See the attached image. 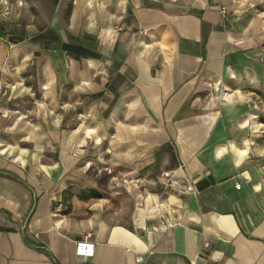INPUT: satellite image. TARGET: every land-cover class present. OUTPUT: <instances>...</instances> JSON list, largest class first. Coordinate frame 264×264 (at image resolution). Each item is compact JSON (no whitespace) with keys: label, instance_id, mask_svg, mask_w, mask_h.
I'll return each instance as SVG.
<instances>
[{"label":"crops","instance_id":"0c3cea01","mask_svg":"<svg viewBox=\"0 0 264 264\" xmlns=\"http://www.w3.org/2000/svg\"><path fill=\"white\" fill-rule=\"evenodd\" d=\"M20 5L0 264H264V0Z\"/></svg>","mask_w":264,"mask_h":264},{"label":"rangeland","instance_id":"374dc122","mask_svg":"<svg viewBox=\"0 0 264 264\" xmlns=\"http://www.w3.org/2000/svg\"><path fill=\"white\" fill-rule=\"evenodd\" d=\"M22 4V0H18L17 3L14 1L10 2L8 0H1L0 5V30L4 34H12L19 31L22 28V25H19V17H20V3ZM17 6V7H16ZM15 25V26H13ZM18 25V26H16ZM24 26V24H23ZM20 32V31H19ZM21 35L26 36L25 34L21 33ZM20 37V36H19ZM16 37L17 39H20ZM15 39L14 41H17ZM256 117L255 119L261 123V137L259 146H261V156L264 158V95L260 96V107L255 110ZM264 162V161H263ZM264 167V163H263ZM264 176V175H263Z\"/></svg>","mask_w":264,"mask_h":264},{"label":"built area","instance_id":"2783aa9c","mask_svg":"<svg viewBox=\"0 0 264 264\" xmlns=\"http://www.w3.org/2000/svg\"><path fill=\"white\" fill-rule=\"evenodd\" d=\"M84 1H85L86 5H92L93 3L98 2L99 0H84ZM75 2H76V0H73V3H75ZM19 3L21 4V2H19ZM220 14L223 17L227 16V10L225 7L220 8ZM118 29H120V27H118ZM261 59H262V62L264 63V44L261 47ZM28 90H30V89H28ZM236 187L240 188V185H237ZM186 188L188 190L192 189V187L189 183L186 184ZM90 236H91L90 233H87L86 235H84L83 240L81 241V244L85 245V247L87 246L89 249H92L93 245L88 240L90 238ZM140 259H141L140 257H137L138 262L140 261Z\"/></svg>","mask_w":264,"mask_h":264},{"label":"trees","instance_id":"16d2710c","mask_svg":"<svg viewBox=\"0 0 264 264\" xmlns=\"http://www.w3.org/2000/svg\"><path fill=\"white\" fill-rule=\"evenodd\" d=\"M64 47V49H66V50H70L71 51V46H69V45H64L63 46ZM96 194V193H95ZM96 196H99V194H96Z\"/></svg>","mask_w":264,"mask_h":264},{"label":"bare ground","instance_id":"6f19581e","mask_svg":"<svg viewBox=\"0 0 264 264\" xmlns=\"http://www.w3.org/2000/svg\"><path fill=\"white\" fill-rule=\"evenodd\" d=\"M29 91V90H28Z\"/></svg>","mask_w":264,"mask_h":264}]
</instances>
